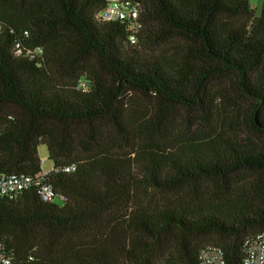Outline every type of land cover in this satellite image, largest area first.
Returning <instances> with one entry per match:
<instances>
[{
    "label": "trees",
    "instance_id": "trees-1",
    "mask_svg": "<svg viewBox=\"0 0 264 264\" xmlns=\"http://www.w3.org/2000/svg\"><path fill=\"white\" fill-rule=\"evenodd\" d=\"M133 1L137 44L106 0H0V175L43 172L41 144L75 167L62 205L0 196L12 264H243L264 232V4Z\"/></svg>",
    "mask_w": 264,
    "mask_h": 264
},
{
    "label": "built area",
    "instance_id": "built-area-1",
    "mask_svg": "<svg viewBox=\"0 0 264 264\" xmlns=\"http://www.w3.org/2000/svg\"><path fill=\"white\" fill-rule=\"evenodd\" d=\"M250 1V0H249ZM96 21L99 23H126L131 32L130 41L138 43L137 34L142 25L141 5L133 0H106V7L97 13ZM42 54L41 49H37L33 54ZM2 126L0 124V136ZM75 170L74 166L53 168L38 175L31 176L26 174L0 175V196L10 200L18 199L26 190L35 189L43 202L54 203L57 199L66 202L64 197L57 196L54 187L49 182L52 173H71ZM245 256L243 264H264V232H260L245 239ZM13 258L7 252L4 244H0V264H12ZM199 264H227L223 249L216 245L204 246L199 254Z\"/></svg>",
    "mask_w": 264,
    "mask_h": 264
},
{
    "label": "rangeland",
    "instance_id": "rangeland-1",
    "mask_svg": "<svg viewBox=\"0 0 264 264\" xmlns=\"http://www.w3.org/2000/svg\"><path fill=\"white\" fill-rule=\"evenodd\" d=\"M250 3L252 7L256 9V15L259 16L261 14V9L263 7L264 0H250ZM39 157L42 162L41 168L43 171L48 172L54 168L53 163L48 158V150L46 145L44 144H41L39 147ZM55 203L58 205L63 204L59 199H57Z\"/></svg>",
    "mask_w": 264,
    "mask_h": 264
}]
</instances>
